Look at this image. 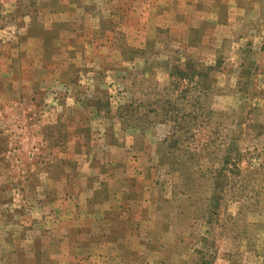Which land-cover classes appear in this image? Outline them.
<instances>
[{
	"label": "rangeland",
	"instance_id": "rangeland-1",
	"mask_svg": "<svg viewBox=\"0 0 264 264\" xmlns=\"http://www.w3.org/2000/svg\"><path fill=\"white\" fill-rule=\"evenodd\" d=\"M0 264H264V0H0Z\"/></svg>",
	"mask_w": 264,
	"mask_h": 264
}]
</instances>
